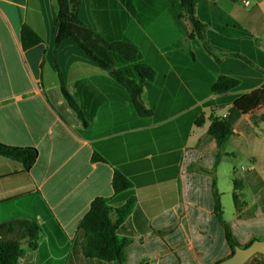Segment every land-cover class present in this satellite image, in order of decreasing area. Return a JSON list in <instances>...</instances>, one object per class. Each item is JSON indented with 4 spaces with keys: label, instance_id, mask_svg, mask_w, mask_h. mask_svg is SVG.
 <instances>
[{
    "label": "crops",
    "instance_id": "obj_1",
    "mask_svg": "<svg viewBox=\"0 0 264 264\" xmlns=\"http://www.w3.org/2000/svg\"><path fill=\"white\" fill-rule=\"evenodd\" d=\"M179 1L80 2L79 18L90 30L130 41L156 76L163 70L179 81L146 82L141 101L152 114L141 117L124 88L74 43L55 48V0H0V143L38 151L28 171L0 156V223L25 219L41 228L36 247L20 239L17 264H217L232 254L227 234L239 247L264 241V121L251 118L264 114V104L233 124L221 153L207 132L210 114L224 116L236 97L264 84L260 76H244L236 57L246 61L247 54L264 71V0H248L246 16L234 0H197L195 17L214 52L178 17ZM235 24L254 42L242 44ZM23 26L40 38L27 49ZM193 65L210 82H194ZM186 69L193 82L184 81ZM218 75L238 79L240 88L206 94ZM115 171L131 183L118 194ZM96 197L113 207L135 199L116 230L127 240L119 263L82 255L77 227Z\"/></svg>",
    "mask_w": 264,
    "mask_h": 264
},
{
    "label": "trees",
    "instance_id": "obj_2",
    "mask_svg": "<svg viewBox=\"0 0 264 264\" xmlns=\"http://www.w3.org/2000/svg\"><path fill=\"white\" fill-rule=\"evenodd\" d=\"M81 0H55V38L54 46L57 48L62 41L69 40L86 55L91 61L109 72L116 82L126 91L129 102L137 115L150 116L152 111L144 106L141 101L143 86L146 82H153L155 70L143 61L137 46L128 40H106L98 33L90 30L79 18L78 12ZM197 0H180L178 4V17H186L191 26L192 34L204 42L205 25L195 17ZM23 49H27L40 41L38 35L29 27L23 26L20 32ZM112 70V72H111ZM239 80L227 75H218L206 88V94L221 95L236 89ZM64 96L70 106L78 112L71 98L63 90ZM264 104V84L250 93L240 95L234 99L227 113L222 117L208 116L209 126L207 132L213 137L218 147V153L224 148L233 133V124L243 115L253 113ZM254 124L264 121V114L251 115ZM204 121L203 115L199 116L196 124ZM38 151L34 147H15L0 143V156L15 161L21 165L23 171H28L36 161ZM94 160H100L94 155ZM112 187L115 194L130 188V181L120 172L115 171L112 177ZM234 187H240L234 181ZM233 203L238 206L235 192ZM135 199L130 197L119 206L113 207L108 198L96 197L89 206L88 212L78 223L77 230L82 237L81 252L86 258H95L104 262H117L123 257L127 240L118 238L117 228L126 219L132 210ZM219 212L221 208L218 207ZM40 226L30 220L15 219L0 223V264H17L22 254L20 239H27L30 248L36 247ZM228 243L234 252L237 243L226 235ZM259 256L261 260L255 258ZM246 263L264 264V256L256 254Z\"/></svg>",
    "mask_w": 264,
    "mask_h": 264
},
{
    "label": "rangeland",
    "instance_id": "obj_3",
    "mask_svg": "<svg viewBox=\"0 0 264 264\" xmlns=\"http://www.w3.org/2000/svg\"><path fill=\"white\" fill-rule=\"evenodd\" d=\"M235 2H237V6H236V12H238V14L239 15H241V16H246V11H245V9H247V7L248 6H244V5H242L241 3H240V0H234ZM235 27H236V37H240V38H243L244 39V41L245 42H241L242 44H247V39L248 38H251V42H254V39H252L253 37L249 34V32H248V30H246V29H244V28H242L241 27V25H239V24H235ZM235 44V45H234ZM237 43L236 42H229V46L230 47H235V49H237ZM200 47H202L201 45H200ZM206 48H207V50H209V52H214V50H213V48L211 47V46H206ZM215 53H216V51H215ZM216 55V54H215ZM250 55H252V54H250ZM236 57H238L239 58V60H241L240 61V65L242 66V67H245V70L242 72L243 73V75L244 76H247L248 77V75H250V77L251 76H260L262 79H264V71H259L257 68H256V66H254V64H253V59H252V57L251 56H249V55H247V54H244V57L247 59V60H249V61H251V62H246V61H244L243 59V57L242 56H236ZM235 57V58H236ZM263 57V56H262ZM238 60V61H239ZM244 62H246V64L244 63ZM184 63L186 64V65H188L187 64V62H186V60L184 61ZM183 64V63H182ZM182 64H181V66H182ZM239 64V63H238ZM189 71H191L190 73L191 74H193L194 75V77H195V81L194 82H210L209 80H208V76L206 75V72L205 71H203L200 67H198L197 65H193V68H191ZM112 72V71H111ZM184 72H185V74H184ZM184 72L182 71V76H184L183 78H184V81H186V82H193V81H191V80H189V79H187V77H186V75H187V69L186 70H184ZM109 73V72H108ZM109 75V74H108ZM163 76H166V72L165 71H163V70H161V71H158L157 72V76H155V80L153 81V82H165L164 81V78H163ZM167 78V82H179L178 80H176L175 78H174V76L172 75V74H170V75H167L166 76ZM109 80H110V82H116V80L112 77V76H110L109 75ZM192 79V78H191ZM249 80H245L244 82H248ZM246 84L244 83L243 84V87L245 86ZM240 87H237V89H239ZM43 214V213H42ZM40 219H41V217H40ZM46 219L48 220V218L46 217ZM45 219V220H46ZM46 220V221H47ZM48 224H49V221H47L46 223H45V227H47L48 228ZM41 229V228H40ZM48 234H49V229H43L42 230V236L44 237V238H46L47 236H48Z\"/></svg>",
    "mask_w": 264,
    "mask_h": 264
},
{
    "label": "water",
    "instance_id": "obj_4",
    "mask_svg": "<svg viewBox=\"0 0 264 264\" xmlns=\"http://www.w3.org/2000/svg\"><path fill=\"white\" fill-rule=\"evenodd\" d=\"M256 254L264 256L263 240H254L246 247L235 246L234 252L229 257L221 260L217 264H244ZM117 263H119V261H117Z\"/></svg>",
    "mask_w": 264,
    "mask_h": 264
},
{
    "label": "built area",
    "instance_id": "obj_5",
    "mask_svg": "<svg viewBox=\"0 0 264 264\" xmlns=\"http://www.w3.org/2000/svg\"><path fill=\"white\" fill-rule=\"evenodd\" d=\"M240 3L244 6H249V1L248 0H240ZM146 264V263H143Z\"/></svg>",
    "mask_w": 264,
    "mask_h": 264
}]
</instances>
